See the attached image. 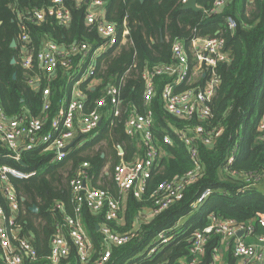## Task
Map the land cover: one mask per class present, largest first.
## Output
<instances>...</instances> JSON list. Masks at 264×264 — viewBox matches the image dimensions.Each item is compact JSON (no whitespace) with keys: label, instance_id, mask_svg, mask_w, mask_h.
Masks as SVG:
<instances>
[{"label":"trees","instance_id":"trees-1","mask_svg":"<svg viewBox=\"0 0 264 264\" xmlns=\"http://www.w3.org/2000/svg\"><path fill=\"white\" fill-rule=\"evenodd\" d=\"M91 1L63 0L71 16L69 25L63 26L50 16L42 21L29 19L34 10H46L51 6L52 0H0V105L8 116L24 113L42 118L44 127H47L56 115L61 98L70 90L69 87L63 88L66 68L60 64L51 78L35 66L31 72L40 73L39 85L32 88L28 84L29 72L19 63L20 47L10 46L22 30L18 15H22L20 21L30 35L29 48L33 53L39 51L42 41L48 40L63 48L65 57L73 44L95 45L100 40L95 29L85 23ZM102 1L106 19L118 30L126 20L130 41L115 44L97 56L94 72L80 90L85 96L84 112H89L96 108L97 100L105 96L108 86L120 87V113L110 116L109 104L102 107L104 117L99 134L82 145L74 144L59 163L52 160L51 152L35 150L21 151L22 165L0 142V166L37 171V175L29 179L9 176L18 201L15 222L19 226V235L27 238L36 249L37 257L32 264H83L73 244H70L69 255L59 262L50 263L47 257L56 226L63 223L64 215L74 213L70 181L86 162L88 186L106 190L118 201L120 210L116 219H107L106 203L97 212L90 210L86 203L82 205V223L95 248V255L84 264H91L96 255H101V230L105 226L117 234L127 233L136 226L133 230L136 235L123 245L113 246L111 258L105 264H126L128 261L129 264H182L190 256L192 232L207 225L211 214L239 222L254 221L257 213L264 214V191L259 188L264 178V132L257 129V123L264 115V0H232L222 13L211 17H205L203 9L210 8L213 0H197L200 10L183 8L181 0ZM226 14L235 17L237 26L233 32L225 29L222 33L230 60L216 68L220 82L210 104V116L200 121L169 114L164 109L160 93L170 77L155 75V91L148 106L154 116V143L162 154L157 167L145 180L140 198L130 191H122L110 171L120 160L131 162L144 154L141 141L126 134L124 129L125 120L132 111H145L141 73L155 66L175 63L172 46L176 41L182 42L191 60V39L214 36L222 28ZM75 57L70 56V64L74 63ZM12 58H15V64L11 63ZM186 87L181 83L174 87V91ZM44 89L49 90L47 109L44 108ZM256 112L257 116L251 122ZM198 124L203 127V135H211L213 129L219 128L222 132L211 145L195 138L201 170L184 185L180 199L151 215V210L158 206L156 195H153L158 187L181 178L192 169L187 147L174 130L194 136L192 130ZM164 136L173 143H165ZM103 141L105 151L102 147L96 150ZM120 148L122 154H119ZM231 152L234 159L228 163L227 156ZM108 161L111 167L108 173H104L102 169ZM1 188L0 183V206L8 215L9 205ZM206 188L212 189V193L194 209V202ZM59 203L61 207L58 208ZM33 205L37 206L36 212L30 210ZM148 212V217L142 218ZM163 230H168V242L158 245L150 255L145 252L133 259L140 251L149 248ZM217 238L210 239L199 264H208ZM233 263L231 253H227L225 264Z\"/></svg>","mask_w":264,"mask_h":264},{"label":"built area","instance_id":"built-area-1","mask_svg":"<svg viewBox=\"0 0 264 264\" xmlns=\"http://www.w3.org/2000/svg\"><path fill=\"white\" fill-rule=\"evenodd\" d=\"M188 0H181L184 5ZM232 0H213L210 8L203 9L205 17H211L223 12ZM198 5V4H197ZM199 6V5H198ZM200 7V6H199ZM201 9V7H200ZM46 16L53 17L59 24L68 26L71 20L69 10L64 6L63 0H52V5L46 10L36 9L30 20L42 21ZM21 33L16 40L20 47L19 63L29 72L28 84L37 88L40 81V73H32L37 66L48 78L54 76L58 64L66 68L64 72L63 88L69 87V93L61 98L55 117L44 127L42 118L29 117L27 114L11 117L4 113L0 105V142L12 153V157L21 160V151H48L52 153V160L59 163L63 161L67 152L74 144L82 145L84 136L93 134L97 136V129L102 123L104 112L102 107L107 103L110 107V116L120 113L122 103L120 87L110 85L105 90V96L96 102V108L84 112L85 96L80 90L81 85L89 78L97 65L96 58L107 52L115 44L123 45L130 41L128 26L124 20L122 29L108 21L104 14V2L92 0L85 15L87 26L94 28L100 40L95 45L78 43L70 46L68 55L64 57L63 48L48 40L42 41L39 51L35 54L29 48L30 35L27 33L24 23L18 15ZM222 28L218 29L214 36L193 37L190 41L191 60L182 42L176 41L172 46L175 63L155 66L145 69L141 73L144 83L145 111L139 113L132 111L126 118L124 129L126 134L137 137L144 145L142 158H136L131 162L120 160L110 171L113 180L122 191L132 192L137 198L144 191L145 180L157 167L162 151L154 143L152 127L154 116L148 104L152 98L155 87L153 77L155 75H167L170 80L161 88V99L165 111L179 118L191 120L206 119L211 114L210 104L215 95L220 77L216 71L219 64L230 60V52L226 48L223 31L228 29L233 32L237 26L235 17L226 14L223 17ZM63 57L60 58V56ZM70 56H76L73 64H70ZM184 83V90L175 92L174 87ZM92 85V84H89ZM94 88L93 86L91 87ZM44 108H48L49 90L44 89ZM257 129L264 132V115L257 123ZM174 130V129H173ZM178 135L190 154L192 169L181 178H175L172 182L162 183L153 195H156V209L151 210V215L161 211L172 202L182 196L184 185L193 180L201 170L198 158L195 138L201 139L206 145H211L222 129H213L211 135H203V127L198 124L193 128L194 136L186 132H178ZM167 144L173 141L167 136L163 137ZM74 142L73 145L71 143ZM69 148L64 150L65 148ZM122 154V149H118ZM234 159L233 152L228 154L227 162ZM86 162L82 163L77 175L71 179L70 185L73 192V215H64L63 223L56 226V232L50 242L48 260L57 263L62 257L70 253V244L76 249V255L81 263H86L95 255V248L91 238L87 234L81 218V208L84 203L90 210L97 212L105 203L107 204V219H116L120 210L118 201L111 198L106 190L89 187L86 173ZM102 169L108 173L109 170ZM37 175L36 170H22L16 167L0 166V183L2 193L8 202L10 213L7 215L0 206V264H32L37 257V252L31 242L19 235V226L15 222L18 212L16 193L9 176L17 179H29ZM88 183V184H87ZM212 193V189L206 188L197 197L193 204L197 208ZM57 207H61L59 203ZM150 212V210H149ZM143 214L142 218L149 215ZM210 221L202 229H196L191 235L190 256L182 264H199L205 254L206 245L213 236H217L216 243L212 246L211 258L208 264H225V255L228 253L234 259L233 264H264V214L257 213L254 221L239 222L235 219H220L214 214L210 215ZM66 229H65V228ZM136 227V226H135ZM134 227V228H135ZM134 228L127 233L117 234L105 226L101 242V255L91 264H105L111 258L113 246H119L130 241L135 235ZM65 229V230H64ZM168 230L160 231L157 237L146 248V255H150L155 248L169 240ZM240 233V234H239ZM144 264V263H133Z\"/></svg>","mask_w":264,"mask_h":264},{"label":"water","instance_id":"water-1","mask_svg":"<svg viewBox=\"0 0 264 264\" xmlns=\"http://www.w3.org/2000/svg\"><path fill=\"white\" fill-rule=\"evenodd\" d=\"M86 2H88V0H86ZM183 8H192V9H194V10H200V7L197 5V0H188V1L183 5ZM16 45H17L16 40L13 39V40L11 41L10 46L13 47V48H15ZM11 63H12V64H15V63H16L15 58H12V59H11ZM14 76H15V74H14ZM99 124H101V122H100ZM74 142H75V141H73V142L71 143V145H73ZM68 148H69V146H68L67 148H65L64 150H67ZM120 149H121V148H120ZM19 163L22 164V165H24V163H23L22 160H19ZM30 210L33 211V212H36V211H37V206H36V205H33L32 207H30ZM239 234H240V233H239Z\"/></svg>","mask_w":264,"mask_h":264},{"label":"rangeland","instance_id":"rangeland-1","mask_svg":"<svg viewBox=\"0 0 264 264\" xmlns=\"http://www.w3.org/2000/svg\"><path fill=\"white\" fill-rule=\"evenodd\" d=\"M255 116H257V112L255 113V115L252 117V121L251 122H254V119H255ZM100 132V128L97 129V133ZM95 136L93 134H90V135H87V136H84L81 140H89V139H92L94 138ZM100 147H102V149L104 150L105 147H106V143L103 141L101 142L100 144H98V146L95 148L96 150L99 149ZM105 151V150H104ZM110 161H108L107 163V167L105 169H109V167H111V163H109ZM259 188L262 189L264 191V178H263V182L259 185ZM195 209V208H194ZM146 252V249L140 251L138 254H136L134 258H138L140 256H143ZM130 261H128L126 264H129Z\"/></svg>","mask_w":264,"mask_h":264},{"label":"crops","instance_id":"crops-1","mask_svg":"<svg viewBox=\"0 0 264 264\" xmlns=\"http://www.w3.org/2000/svg\"><path fill=\"white\" fill-rule=\"evenodd\" d=\"M99 128H100V127H99ZM99 128H98V129H99ZM98 134H99V133H98ZM87 140H88V139H87ZM85 141H86V140H85Z\"/></svg>","mask_w":264,"mask_h":264}]
</instances>
